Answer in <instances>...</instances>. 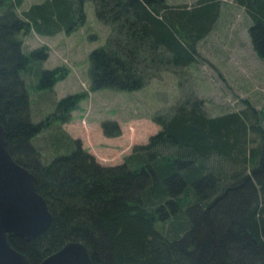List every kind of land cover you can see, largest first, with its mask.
<instances>
[{"label":"trees","instance_id":"1","mask_svg":"<svg viewBox=\"0 0 264 264\" xmlns=\"http://www.w3.org/2000/svg\"><path fill=\"white\" fill-rule=\"evenodd\" d=\"M23 0H0V124L6 148L34 175L51 220L31 240L10 236V245L37 264L67 241H80L91 264H264V113L247 105L208 116L200 101L184 100L159 129L134 146L121 163L101 166L59 125L82 94L56 103L58 115L32 123L23 74H35L37 91L51 90L63 67L35 70L46 52L21 50L29 30L52 36L94 17L107 26L104 43L88 53L91 90L132 91L148 72L185 67L197 41L217 19L218 0L190 7L165 0H43L20 15ZM248 14V32L264 52V0H235ZM102 125L106 135L117 134ZM42 129L50 155L31 143Z\"/></svg>","mask_w":264,"mask_h":264},{"label":"rangeland","instance_id":"2","mask_svg":"<svg viewBox=\"0 0 264 264\" xmlns=\"http://www.w3.org/2000/svg\"><path fill=\"white\" fill-rule=\"evenodd\" d=\"M43 0H23L16 8L20 15L33 3ZM171 6L195 4L196 0H165ZM217 19L208 33L197 41L195 60L185 67L165 66L148 72L145 84L136 90H91L89 87L88 53L102 45L108 34L107 26L96 20L90 1H85V21L70 32L39 35L32 30L18 38L21 50L29 52L44 48L46 55L39 67H63L66 74L54 82L51 90L37 91L35 74H23L32 123L48 121L51 114L58 115L56 103L63 97L82 94L75 108L64 120L49 124L59 125L81 150L90 154L101 166H114L136 145H143L159 125L155 115H166L182 103L200 101L208 116L239 111L247 104L264 113V52L257 53L248 26L251 20L235 0H218ZM247 103V104H246ZM50 121V120H49ZM117 134L106 135L103 123ZM46 130L42 129L31 143L39 156L49 160L45 143ZM48 154V156H43Z\"/></svg>","mask_w":264,"mask_h":264},{"label":"water","instance_id":"3","mask_svg":"<svg viewBox=\"0 0 264 264\" xmlns=\"http://www.w3.org/2000/svg\"><path fill=\"white\" fill-rule=\"evenodd\" d=\"M51 215L44 198L37 193L34 175L9 154L0 124V264H29L8 238L31 240L49 225ZM37 264H91L80 241H67Z\"/></svg>","mask_w":264,"mask_h":264}]
</instances>
